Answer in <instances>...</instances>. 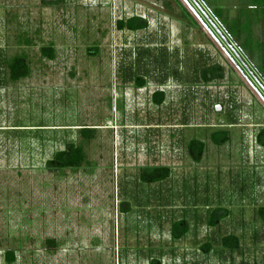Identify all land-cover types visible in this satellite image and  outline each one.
<instances>
[{"label": "rangeland", "instance_id": "374dc122", "mask_svg": "<svg viewBox=\"0 0 264 264\" xmlns=\"http://www.w3.org/2000/svg\"><path fill=\"white\" fill-rule=\"evenodd\" d=\"M140 16L145 29L117 26ZM16 57L29 74L12 80ZM214 65L224 77L205 82ZM258 65L264 0H0V264L7 251L13 264H264ZM69 143L82 166L49 170ZM156 167L170 176L140 179ZM216 208L228 214L211 225ZM178 221L188 232L175 240Z\"/></svg>", "mask_w": 264, "mask_h": 264}, {"label": "trees", "instance_id": "16d2710c", "mask_svg": "<svg viewBox=\"0 0 264 264\" xmlns=\"http://www.w3.org/2000/svg\"><path fill=\"white\" fill-rule=\"evenodd\" d=\"M119 29H128L131 31H137L145 29L148 26L146 20L142 17H132L126 21L120 20L117 22ZM228 32L234 36L230 29ZM242 48V47H241ZM243 49V48H242ZM42 53L44 56L53 59L55 57L54 50L52 48H43ZM10 77L12 80H19L20 78L26 77L29 74V67L26 59L23 57H16L9 65ZM258 71L264 76V70L259 65L257 66ZM131 76V74H129ZM201 79L205 82H211L214 79L224 77V69L219 65L203 68L201 70ZM138 86H143L145 82L143 80H137ZM153 100L156 104H162L165 101V93L163 91H156L153 94ZM95 129L82 128L80 134L84 139H91L94 135ZM230 138L228 131H215L211 134L212 141L219 145L227 142ZM257 141L264 146V129L258 134ZM188 150L193 159L199 162L204 154L205 144L203 141L193 139L189 145ZM85 160L84 150L81 146L74 143H69L64 150L57 152L50 160L47 161L46 166L49 170H62L68 168H80ZM170 176V169L168 167H156L151 171H144L140 175V179L146 183L160 182L167 179ZM131 210V207L127 201L121 203V211L127 213ZM228 211L224 208L214 209L209 217L211 225H216L221 219L227 216ZM261 219L264 222V207L259 210ZM188 232V226L185 221L175 222L172 226L171 234L175 240L181 239ZM224 245L228 248L235 249L238 247V239L232 236L224 239ZM47 246L49 248H56L57 242L55 240H48ZM5 260L9 264H13L16 261V255L14 251H7L5 253Z\"/></svg>", "mask_w": 264, "mask_h": 264}, {"label": "water", "instance_id": "95a60500", "mask_svg": "<svg viewBox=\"0 0 264 264\" xmlns=\"http://www.w3.org/2000/svg\"><path fill=\"white\" fill-rule=\"evenodd\" d=\"M216 109H217L218 111H220V110L223 109V106H222V105H219V106L216 107Z\"/></svg>", "mask_w": 264, "mask_h": 264}, {"label": "flooded vegetation", "instance_id": "af4514ba", "mask_svg": "<svg viewBox=\"0 0 264 264\" xmlns=\"http://www.w3.org/2000/svg\"><path fill=\"white\" fill-rule=\"evenodd\" d=\"M164 92V91H163ZM165 96H166V94H165Z\"/></svg>", "mask_w": 264, "mask_h": 264}]
</instances>
